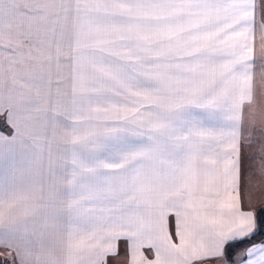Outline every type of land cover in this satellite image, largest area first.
Masks as SVG:
<instances>
[{
    "label": "snow or ice",
    "instance_id": "obj_1",
    "mask_svg": "<svg viewBox=\"0 0 264 264\" xmlns=\"http://www.w3.org/2000/svg\"><path fill=\"white\" fill-rule=\"evenodd\" d=\"M0 118L12 264H264L258 0H0Z\"/></svg>",
    "mask_w": 264,
    "mask_h": 264
},
{
    "label": "crops",
    "instance_id": "obj_2",
    "mask_svg": "<svg viewBox=\"0 0 264 264\" xmlns=\"http://www.w3.org/2000/svg\"><path fill=\"white\" fill-rule=\"evenodd\" d=\"M260 1H261V3H259V1H258L259 6L264 8V5H263L264 0H260ZM0 122H2V118H0ZM0 132H3L6 135L11 134L10 128H8L7 126H5V128H1ZM258 147H259V141L258 140H257V144L254 145L252 148H249L247 146V141L244 142V145L242 146V150L241 151H242L243 164H244V167H245L246 170L249 168V165H251L253 168H258L259 162H260V153H259ZM260 187H261V185L258 183V188H260ZM261 206H264V193H262L261 191H258L257 194L254 197H252L251 199H248L247 196L245 197L244 207H245L246 210H251L254 213H256V209L258 207H261ZM262 240H264V239H262ZM262 240H259V241H256V242H252L250 244L245 245L242 248H238L234 252L230 253L229 256L231 258L235 259L237 257L238 253L243 252L251 244L259 243ZM8 251L9 250H7V249H5L3 247H0V262H2L0 264H3V260L6 259L3 256V253L7 254ZM119 251L120 250L118 249V254H119ZM119 256H121V255L119 254ZM118 258L119 257H111L110 256L108 258V264H113L112 261L118 260Z\"/></svg>",
    "mask_w": 264,
    "mask_h": 264
},
{
    "label": "trees",
    "instance_id": "obj_3",
    "mask_svg": "<svg viewBox=\"0 0 264 264\" xmlns=\"http://www.w3.org/2000/svg\"><path fill=\"white\" fill-rule=\"evenodd\" d=\"M1 128H5V126L3 125L2 122H0V129ZM255 214H256L257 220H258V226L264 225V206L258 207L256 209ZM262 239H264V227H261V230L258 233H256L253 237H251L249 239L242 240V241H236V242H233L232 244H230L228 246V253L230 254L238 248H242L243 246H245L247 244H250L252 242H256V241H259ZM0 263H2V262H0Z\"/></svg>",
    "mask_w": 264,
    "mask_h": 264
},
{
    "label": "rangeland",
    "instance_id": "obj_4",
    "mask_svg": "<svg viewBox=\"0 0 264 264\" xmlns=\"http://www.w3.org/2000/svg\"><path fill=\"white\" fill-rule=\"evenodd\" d=\"M258 1H259V3H261L260 0H258ZM263 5H264V2H263ZM116 243H117V249H119L121 251V252L119 251V254L121 255V256H119V258H122L123 255L125 254V251H126V241L124 239H121V240H118ZM7 255H8V253L7 254L3 253V256L6 258L5 260H3V264H12V261L9 259V256H7ZM112 263L118 264V260H114V261H112Z\"/></svg>",
    "mask_w": 264,
    "mask_h": 264
}]
</instances>
